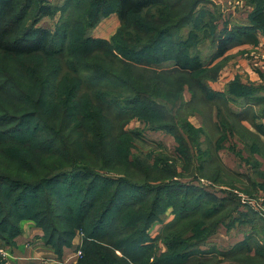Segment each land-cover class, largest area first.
<instances>
[{"label": "trees", "instance_id": "16d2710c", "mask_svg": "<svg viewBox=\"0 0 264 264\" xmlns=\"http://www.w3.org/2000/svg\"><path fill=\"white\" fill-rule=\"evenodd\" d=\"M187 1L64 0L63 7L55 8L43 5L42 0H0V55L16 65L13 69L6 65V60H0V206L13 198L16 201L13 208L21 210L26 193L46 188L40 196L44 203H33V212L24 210L15 221L20 225L23 220L35 222L43 229L46 241L57 249L70 244L76 232L86 231L82 256L76 264H147L148 258H143L141 252L148 241H153L149 230L153 223L162 222L170 208L174 215L171 224L164 226L157 236L168 252L153 264H199L200 260L227 254L213 246L202 250L204 241L221 224L215 222L208 228L206 215L198 218L196 213L201 205L187 209L185 202L176 207L165 201L162 204L165 190H170L174 199L180 194L176 192L178 189H186L188 196L194 193L187 192L190 187L185 184V188L178 185L176 164L158 159L151 168L145 161L139 167L140 162L132 153L134 137L146 130L172 131L176 141L183 142L178 135L177 117L195 101L208 104L210 121L213 110L217 112L214 127L219 134H233L222 115L223 109L237 126L240 115L231 111L227 97L251 98L247 94L255 90L235 82L223 93L213 91L209 83L216 78L219 66L211 67L210 61L223 57L232 45L252 39L258 31L264 32V0H247L254 5L249 23L234 26L231 31L225 28L216 31L218 18L198 26L197 2ZM111 7L119 22L115 35L110 40L93 38L89 30ZM60 10L65 18L55 29L38 26L42 17L53 16ZM26 20L30 21L28 26ZM189 23L199 27V33H193L191 40L171 38L172 33ZM165 37L170 38L164 40ZM204 41H208L206 54L198 48ZM162 46L169 49L165 56L163 53L160 58H149V51ZM169 61L171 67L163 66ZM185 90L191 95L187 102ZM261 113L264 114V107ZM134 120L143 122V130L129 128ZM28 121H34L37 128L23 129ZM146 168L154 172L143 182L128 179L130 171L143 169L147 173ZM155 174H159L157 178ZM67 177L86 179L90 185L79 198V214L59 219L72 223L71 228L63 230L55 223L59 218L56 213L61 209L55 199L71 198L72 193L68 187L63 190L47 187ZM98 182L157 192L159 196L148 203L135 204L123 200L119 189H111L106 192L98 213L93 214L99 202L89 196H94ZM96 195L101 197L102 193ZM207 196L209 203L218 200L214 194ZM123 202L129 204L119 210ZM64 209L67 215H74L72 207L64 205ZM187 219L191 224L196 222L197 228L192 231L200 236L188 245L182 240L183 233L194 228H185L187 223L177 229ZM7 221L11 222L8 213L0 220V242L12 245L21 228L16 222L7 224ZM9 226L15 232L11 238L5 235L11 230ZM166 231L171 232L165 235ZM243 242L227 251L244 249ZM189 245L197 247V251L187 252Z\"/></svg>", "mask_w": 264, "mask_h": 264}, {"label": "rangeland", "instance_id": "374dc122", "mask_svg": "<svg viewBox=\"0 0 264 264\" xmlns=\"http://www.w3.org/2000/svg\"><path fill=\"white\" fill-rule=\"evenodd\" d=\"M35 1L39 2V0ZM192 1L197 2L195 10V21L198 26L207 25L208 23L214 21L215 18H218V16L216 15L218 14V12L209 0H188L187 2ZM63 3L64 0H42L43 5H50L51 7L55 8L63 7ZM79 15L80 14H77L78 17ZM62 16H64V14H62L60 10L58 12H55L53 16L42 17L38 22V26L53 30L59 24L61 19L65 18ZM88 20L90 21L91 19L89 18ZM29 24L30 21L26 20L25 25L28 26ZM80 24L82 27L83 25L81 22ZM118 26V18L116 16L114 8L111 7L100 16L99 23L96 24L94 28L89 30V33L93 38H105V40L107 38L108 40H110L115 35ZM197 28H199L197 27V25L189 23L179 29L176 33H172L170 36L172 39H177L178 41L181 39L183 42H187L191 40V35H193V33H199ZM200 36H203V34ZM168 38L165 37L164 40ZM162 47V49L159 48L156 51H149V53H147L149 58L153 56L156 58H160L163 53V56H165V52H168L169 49L164 46ZM198 48H200V45L198 46ZM202 52L203 54H206L207 49L204 48ZM2 59L6 60V65L12 67L13 69L15 68L16 65L14 61H9L5 59V57L0 55V60ZM31 62L35 63V60ZM185 92L187 91L185 90L184 94ZM244 94L247 93L244 92ZM247 95L251 96L254 101V99H256L255 96L257 95V93L255 90H250ZM198 96L199 95H197V97ZM207 107L208 104L205 105L195 101L194 105L184 108L181 115L177 117V130L179 132L178 135L183 139V142L176 141V136H174V133L168 130L157 132L146 130L143 131L141 135L134 137L132 152L133 158H136V160L140 162L139 167H141L145 161L146 165L151 168L153 167L155 161H157L158 159L161 161L163 159H168V164H176V171L178 172V174L175 178L178 179V185L182 184L181 186H184L183 184H185V186H188L186 188L190 187L189 189H187V192L194 193H192V196H188V193L185 192L186 189H181L183 191L178 189L176 192H180V194L174 199V196H171L170 190H165L162 192V196L164 195L162 197V204H164L165 201V204L171 203L173 206H175L178 205V203L185 202L184 207L187 209H191L194 206L201 205V208L197 209L198 211L196 213L198 218L206 215L207 219L205 223L206 226L209 225L208 228H211V226L215 222H217L218 225L221 224L219 229L212 236H210L208 240L206 239L207 241H204V243L202 244V250H207L212 246L217 249L218 244L219 247L224 248V242L228 239L233 240L235 238L234 236H236L238 234V231L242 230V228H249L251 230L252 233H249L250 235L243 238V241L245 242H243L245 246L244 249H238L234 252L221 251L227 252V254L212 258L210 257V261L208 259L200 260L199 264H264V171L258 169L253 158L256 151L257 154L263 155L264 157V150H262L257 140L251 136H248L243 130H241L239 126H237V123H235L233 118L229 116V113L223 109L222 115L225 121L231 127L232 133L242 136L241 138L246 142V150L249 153V156L245 160L247 166H245L244 169L235 167L236 170L234 172L231 170L228 171L227 167L220 159V156L223 157L226 153H228L223 152V147L226 146L228 151L231 150L230 153L232 155H236V148H233V146L230 144L229 134L225 135V133H218V128L214 127V123L210 121V112L208 111ZM263 107L264 105L260 108ZM190 113L192 115L189 116ZM194 115H200L202 119L201 127H196L188 120L191 116ZM153 120L154 122H159V119L153 118ZM28 122V124L23 125V129L30 130L31 127L37 128V126L34 124V121ZM163 123L166 124L169 123V121H163ZM163 123H161V125H163ZM133 127H139L141 130H143V122L134 120L129 124L130 129H133ZM19 135H21V133ZM201 135L205 137L202 141H200V139L203 138ZM226 141L227 144L229 143L228 145L226 144ZM185 146L188 147V152ZM236 166L239 167V165ZM153 172L154 171L151 172V170L147 169L146 173L143 172L142 169L141 172L130 171L129 178L125 174H123L122 176L130 179L131 181L134 180L143 182L146 176H148V178L151 177ZM232 173H235V176H233ZM158 175L159 174H155V177L157 178ZM216 176L218 177L217 181H214V177ZM257 178L263 181H257ZM89 185L90 183H88L86 179L78 180L67 177L64 178L63 181L59 184H53L52 186L47 187H54L57 190H63V188L68 187L67 190L72 193L71 198L60 196L55 199L61 207L60 212L56 213L59 218L55 221V223L60 226V229L64 230L65 228H71L72 223L60 222L59 219H71L79 214V198H82V196L84 195L83 191L87 190ZM115 188L119 189V194L124 196L122 197L123 200H130L129 202L135 204H143V202L145 201H147L148 203V201L152 200V198L154 199L155 196H159V193L157 192L151 193L149 191L133 190L129 187H124L121 184L98 182V185H96L94 189V196H89L94 197L93 201L98 200L99 202L97 203V208L94 209L93 214L94 212L98 213L101 206L100 204L103 202L105 196H107L106 192ZM5 189V187H2V190ZM44 189L41 191L36 190L26 193L24 199L21 202V210L13 208V205L16 202L13 198L9 199V201L5 204L2 203L3 205L0 206V220L8 213L11 218V222L7 221V224H14L18 216L17 214H19L20 212L23 213L24 210L28 211L29 213L33 212L34 207L31 205L35 202L41 203L43 201L41 200L40 196H42L41 193L44 191ZM81 190L82 192H80ZM97 192L102 193V196H98L96 198ZM176 192H174L173 194H175ZM259 192H261V199L258 201ZM207 194H216V198L218 200L209 203L210 200ZM55 197L56 196L53 195V198ZM11 200L13 201V203ZM249 201L254 205L257 204L258 208L249 205L247 203ZM127 204L129 203L123 202V207L119 210L124 209ZM64 205L72 207L75 211L74 215H67L65 213ZM2 209L6 211L5 215L4 210ZM112 217L114 216L111 215V218ZM173 217L174 215L172 212V208H170L167 210L165 217L162 219V224L158 226V231L152 233V236H155L154 238L151 237L153 241H148V246H146V249L142 250L141 253L142 255L144 254L143 258H148L147 264H153L156 258L161 256V254L168 252L167 246L164 241L161 239H157V236L161 232V230H163L162 228H164V226L166 227L167 225L171 224V220L173 219ZM189 222L190 221L188 219L185 221H181L177 229H180L183 224L186 225ZM205 223H203L201 227H203ZM15 224H17V226L18 224L20 225L18 221ZM189 226L193 227L194 229L184 232V229L188 228ZM185 228L182 230L184 232L182 240H184L187 245L195 243V240H198L200 238L199 235H195L194 231H192L197 228L196 222H194L193 224H187ZM10 229L13 230L12 227H10ZM11 230L5 233L7 238H11L12 236H14L12 234H14L15 232L14 230ZM112 231L113 229L110 230L108 234L112 233ZM171 231H166L165 235L169 234ZM85 233L86 231L81 232L82 236ZM212 240H217L219 242H212ZM0 244L3 245L1 242ZM1 245L0 248L4 249L3 247H1ZM226 247L227 246H225V248ZM6 251L10 255L9 251ZM80 251L82 255L81 248ZM186 251L195 252L197 251V247H194V245H189L188 247H186Z\"/></svg>", "mask_w": 264, "mask_h": 264}, {"label": "crops", "instance_id": "0c3cea01", "mask_svg": "<svg viewBox=\"0 0 264 264\" xmlns=\"http://www.w3.org/2000/svg\"><path fill=\"white\" fill-rule=\"evenodd\" d=\"M209 1L218 12V21L215 23L217 26L216 31H221L223 28L231 31L234 26L248 24L254 9V5L248 3L247 0ZM106 40L108 39L106 38ZM207 46L208 41H204L201 43L199 50L202 51L204 48H207ZM163 66L171 67L172 61L164 63ZM210 66H219L216 78L209 83L213 91L223 93L229 85L235 82L239 83L242 87L254 88L256 90L257 95L254 101L252 97L243 96H231V98L228 96L227 100L231 111L240 115L239 128L248 136H254L262 150H264V114L261 113L262 108H260L264 105V32L258 31L252 39L242 40L232 45L223 57L212 59V61H210ZM185 94H183L184 101L187 102L190 100L191 95L188 91L185 92ZM232 100L239 104H235ZM188 120L196 127H201L202 125L200 115L191 116ZM217 121V112L213 110L211 113V122L216 123ZM201 136L203 138H201L200 141L205 138L203 135ZM229 136L230 144L233 148H236V155H232L230 153L231 150L228 151L226 146H224L223 152L228 153L223 157L220 156V159L227 169L234 172L236 170L235 167L244 169V167L247 166L245 160L249 156V153L246 150V142L241 138V135L239 136L234 133L229 134ZM253 158L258 169L264 171L263 155L257 154L256 151ZM236 165H239V167ZM257 181L263 180L257 178ZM260 199L261 192H259L258 201ZM255 207L258 208L257 204ZM161 224L162 222L157 221L151 226L149 234L152 238L155 237L152 236V233L157 232L158 226ZM20 228L21 233L14 239L12 245L0 244L1 247L8 250L10 253V257L7 260H0V264L77 263L78 257L76 252L80 250L83 239L81 232H76L70 244L57 249L54 245L46 241L43 229L35 222L24 221ZM249 233H251L249 228H242V230L238 231V234L234 236L235 238L233 240L228 239L224 242V248L219 247L218 244L217 249L219 251H227L235 244L243 242V238L249 235ZM215 241L219 242L217 240H212V242ZM225 246L227 247L225 248Z\"/></svg>", "mask_w": 264, "mask_h": 264}, {"label": "built area", "instance_id": "2783aa9c", "mask_svg": "<svg viewBox=\"0 0 264 264\" xmlns=\"http://www.w3.org/2000/svg\"><path fill=\"white\" fill-rule=\"evenodd\" d=\"M247 203L249 205H251L252 207L253 206L255 207V205L252 204L250 201L247 202ZM76 255H77L78 259L81 258V256H82L81 255V251L80 250H77ZM9 257H10V255L7 253V251L5 249H1L0 248V260H7Z\"/></svg>", "mask_w": 264, "mask_h": 264}]
</instances>
